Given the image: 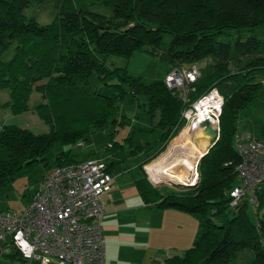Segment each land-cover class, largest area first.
<instances>
[{
	"label": "trees",
	"instance_id": "trees-1",
	"mask_svg": "<svg viewBox=\"0 0 264 264\" xmlns=\"http://www.w3.org/2000/svg\"><path fill=\"white\" fill-rule=\"evenodd\" d=\"M44 1L0 0V88H7L9 95L3 105L15 114L33 109L49 127L34 133L15 124L0 126V196L31 166L40 163L46 171L77 162L65 147L83 145L91 133L109 125L129 123L125 114L117 116L118 103L127 93L149 95L151 126H132L122 141L113 140L112 132L105 150L114 155L119 150L130 155L155 150L139 164L144 171L143 165L163 152L184 126L182 112L188 103L164 79L135 76L124 66L107 64L108 57L129 59L135 50L144 49L164 62L168 72L209 59L212 70L200 74L189 98L193 101L216 87L224 103L219 137L198 161L197 183L163 191L143 172L137 188L154 207L197 219L192 245L163 264H239L243 258L238 252L244 249L252 251L248 264H264V185L256 192L257 204L251 205L254 220L247 213L248 202L229 204L239 160L233 144L238 114L263 84L264 37L239 34L234 42L221 38L233 30L264 25V0H96L110 7L109 16L92 10V2L62 0L50 22L27 19L24 9ZM92 74L104 84V93L91 87ZM33 91L42 100L31 107ZM57 144L60 149L53 152ZM105 163L110 173L116 162Z\"/></svg>",
	"mask_w": 264,
	"mask_h": 264
},
{
	"label": "built area",
	"instance_id": "built-area-1",
	"mask_svg": "<svg viewBox=\"0 0 264 264\" xmlns=\"http://www.w3.org/2000/svg\"><path fill=\"white\" fill-rule=\"evenodd\" d=\"M200 74L197 64H192L172 69L164 82L188 103L182 112L185 128L199 132L210 125L219 137L222 94L211 87L193 101L188 95L194 90ZM233 144L239 160L234 165L236 184L229 191V204L236 206L244 200L254 206L256 192L264 185V140L238 129ZM77 145L81 146L82 142ZM112 180L107 164L100 158L56 165L46 170L23 211H0V253L10 250L30 264H104L101 225L104 202L101 196L111 189ZM191 184L194 183L190 181L187 185ZM7 237L9 242H6Z\"/></svg>",
	"mask_w": 264,
	"mask_h": 264
},
{
	"label": "rangeland",
	"instance_id": "rangeland-1",
	"mask_svg": "<svg viewBox=\"0 0 264 264\" xmlns=\"http://www.w3.org/2000/svg\"><path fill=\"white\" fill-rule=\"evenodd\" d=\"M86 3L92 2L91 9L102 14L109 16L111 14V9L109 6L104 5L102 3L97 2L96 0H86ZM62 0H45L42 3H33L24 9V14L26 18H35L37 22L41 24H45L53 20L56 16L58 9ZM73 5V4H72ZM233 34L230 36H221L223 40H231L234 42L235 39L241 34L243 37L254 34L259 37H264V25H259L249 29H240L233 30ZM240 63V62H239ZM239 63L233 62L232 65H238ZM107 64H111L114 66H124L130 74L135 76H142L147 79H164L168 68L164 62L159 60V58L152 56L144 49L135 50L129 59H125L120 56L111 55L107 59ZM240 64H243L241 62ZM197 66L202 75H207L212 70V63L208 61V59L202 60L197 63ZM90 85L92 88L97 89L98 92L104 93L105 86L98 79L95 74H92L90 77ZM8 89L0 88V126L4 124H15L23 128H27L34 133H42L47 132L49 130L48 125L38 117L37 113L31 109L22 113H13L10 108L6 105H3L8 100ZM42 100L40 93L36 91L31 92L29 97V105L33 107L36 103ZM150 102L149 95L146 92H139L136 96H132L130 93H127L124 98L118 103L117 116L120 114H125L129 119V123L124 125H109L104 129L96 130L88 136V140L83 143V145L79 146L76 144L70 145L71 151L75 154L78 160H86L89 158H100L105 162L116 159L119 160L122 157V162H119L118 168L116 171H119L123 167H127L131 164L136 165V163L140 160L138 157L130 158L124 152L119 150L116 155L113 154L111 150H105L106 145L109 141V135L113 132V140L122 141V138L129 135L132 130V126L139 127L142 129H149L151 126V120L148 113ZM238 125L239 130L249 131L261 139L264 140V81L262 86L257 92L256 98L254 101L249 103L245 108H243L238 114ZM146 126V127H145ZM185 128V124L182 129ZM181 129V130H182ZM180 130V131H181ZM179 131V133H180ZM190 133V137L185 141V138L179 136V133L173 137L166 145V148L160 153L154 160L160 158L162 155L170 152L168 157L166 158V163L160 165L161 168L173 164V162L180 157L181 154L185 152V150H189L190 146L198 147L202 141L209 139L207 135L195 134V132L188 131ZM200 133V132H199ZM175 139H178L181 143L178 151H174V147H172V143ZM210 143L212 139L209 140ZM192 142V143H191ZM60 149V146L57 144L53 152H56ZM181 150V151H180ZM174 151V152H173ZM204 154V151L200 152ZM179 156V157H178ZM198 155L197 153H192V155H188L185 157L188 165H195L193 160H196L195 157ZM53 158V154L51 155ZM149 162L148 164H150ZM193 163V164H192ZM146 164V165H148ZM167 164V165H166ZM198 166V163H197ZM185 170V169H184ZM184 170H180L184 172ZM137 171V170H136ZM135 170L132 172H136ZM45 172V169L42 167L40 163H37L29 169V172H21L16 178L12 181V183L6 188L5 194L0 196V210H13L17 213L23 211L28 202L29 195L33 194L35 190L38 188L40 179L42 174ZM165 172V173H164ZM149 174V179L151 178L150 172H146ZM156 173L159 175L165 174L167 178L171 179L172 174L167 173L166 169L157 170ZM155 173V174H156ZM192 174L189 178L193 177ZM183 179V178H182ZM181 179L177 177H173L172 180H160L159 184L161 190L166 189H175L179 190L182 187H187L189 185L188 182L192 181V183H197L198 181V170L196 180H185L184 183L179 181ZM194 181V182H193ZM179 182V183H177ZM177 183V184H174ZM186 184V185H185ZM192 185V184H191ZM247 213L254 220V208L249 204L247 206ZM6 242H9V237L6 238ZM4 245V243L2 242ZM184 251H180L178 254L182 255ZM147 250L143 253L138 252V256L146 255ZM252 251L250 249H244L238 252V258H244L245 256H250ZM11 251L0 253V264H30L28 261H23L18 258H15L10 255ZM125 261L126 258H124ZM137 262V261H136ZM118 264H122L118 261ZM140 264H149L148 259H144Z\"/></svg>",
	"mask_w": 264,
	"mask_h": 264
},
{
	"label": "crops",
	"instance_id": "crops-1",
	"mask_svg": "<svg viewBox=\"0 0 264 264\" xmlns=\"http://www.w3.org/2000/svg\"><path fill=\"white\" fill-rule=\"evenodd\" d=\"M209 140L210 138L203 140L198 144V148L205 152L210 145ZM125 153L130 158L138 157L140 160L136 165L131 164L119 171H116L118 163L122 162L123 158L110 160L116 162L110 172L113 178L111 189L101 196L104 202V215L101 220L104 264H118V261L122 264H140L144 259H148L149 264H163L165 258L192 245L198 225L197 219L176 209L156 208L145 202L140 195L137 179L141 178L143 172L150 171L148 167L159 161L163 155L153 162L152 159L150 164L148 162V165H143V171L139 164L152 156L155 150L139 151L133 155ZM134 170L137 171L134 173ZM146 176L151 183L149 174L146 173ZM145 250L146 255L138 256V252L143 253ZM247 257L245 256L239 264H248Z\"/></svg>",
	"mask_w": 264,
	"mask_h": 264
},
{
	"label": "bare ground",
	"instance_id": "bare-ground-1",
	"mask_svg": "<svg viewBox=\"0 0 264 264\" xmlns=\"http://www.w3.org/2000/svg\"><path fill=\"white\" fill-rule=\"evenodd\" d=\"M201 133V131H199ZM198 132V133H199ZM179 136H182L185 138V141L188 140V138L190 137V133L188 132V130L186 128H183L180 133H179ZM188 137V138H187ZM179 140L178 139H175L174 142L172 143V147H174V151L177 152L179 147L181 146V143L178 142ZM192 143V142H191ZM173 151V152H174ZM181 151V150H180ZM197 153V155L200 157V152H202L201 149H199L198 147H192L190 146V149L189 150H185V152L183 154L180 155V157L178 159H176L173 164H169L163 168L160 167V165L158 163H161V164H164L166 163V158L168 157V155L170 154V152L166 153L165 155L162 156V158L159 160V161H155L153 162L148 168L150 169V171L154 172V173H151L150 172V175H151V179L152 180H172L173 177H177L181 180L182 183H184L185 180H192L193 177L189 178L193 173L194 171V167L193 165H188L187 161L185 160V157L188 156V155H192V153ZM202 155V154H201ZM195 157V156H193ZM195 159L197 160V156L195 157ZM196 160H193V162L195 163ZM193 164V163H192ZM162 169H166L167 173L169 174H172L171 176V179L167 178L165 174H161L159 175V173H156L157 170H162ZM184 170L181 171L182 173H180V170ZM156 173V174H155ZM165 173V172H164ZM183 178V179H182Z\"/></svg>",
	"mask_w": 264,
	"mask_h": 264
},
{
	"label": "water",
	"instance_id": "water-1",
	"mask_svg": "<svg viewBox=\"0 0 264 264\" xmlns=\"http://www.w3.org/2000/svg\"><path fill=\"white\" fill-rule=\"evenodd\" d=\"M201 134L202 135H207L210 139H212L210 145L208 146V148L206 149L205 152L208 151V149L217 141L218 137H217V134H216V131L210 126V125H205L203 130L201 131ZM204 152V153H205ZM202 156V155H201ZM201 156L199 157V159L201 158ZM199 159L197 160V163L199 161ZM145 168V167H144ZM146 171V170H145ZM160 180H155L154 182L151 181V183L154 185V186H158ZM179 183V182H177ZM177 183H174V184H177ZM186 185V184H185Z\"/></svg>",
	"mask_w": 264,
	"mask_h": 264
}]
</instances>
